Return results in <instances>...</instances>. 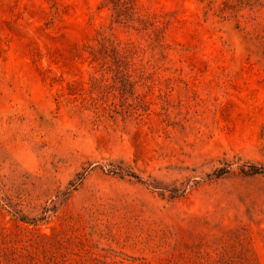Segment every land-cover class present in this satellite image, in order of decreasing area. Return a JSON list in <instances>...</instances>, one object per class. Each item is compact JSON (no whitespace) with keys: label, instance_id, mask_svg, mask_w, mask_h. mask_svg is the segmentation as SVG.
<instances>
[{"label":"rangeland","instance_id":"obj_1","mask_svg":"<svg viewBox=\"0 0 264 264\" xmlns=\"http://www.w3.org/2000/svg\"><path fill=\"white\" fill-rule=\"evenodd\" d=\"M0 264H264V0H0Z\"/></svg>","mask_w":264,"mask_h":264},{"label":"trees","instance_id":"obj_2","mask_svg":"<svg viewBox=\"0 0 264 264\" xmlns=\"http://www.w3.org/2000/svg\"><path fill=\"white\" fill-rule=\"evenodd\" d=\"M254 170V169H253Z\"/></svg>","mask_w":264,"mask_h":264}]
</instances>
